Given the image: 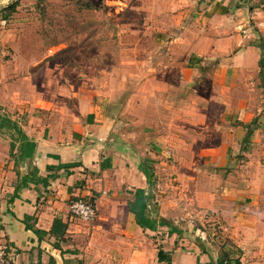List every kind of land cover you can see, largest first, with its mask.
Listing matches in <instances>:
<instances>
[{
  "label": "crops",
  "instance_id": "obj_1",
  "mask_svg": "<svg viewBox=\"0 0 264 264\" xmlns=\"http://www.w3.org/2000/svg\"><path fill=\"white\" fill-rule=\"evenodd\" d=\"M199 1L205 20L202 46L218 57L212 80L221 88L235 83L244 88L247 83L254 85L256 81H247L244 74L259 73L260 50L254 39L255 30L264 38V0ZM11 34L0 29V48L7 45L13 49ZM232 51L235 53L229 56ZM186 60L184 81L199 80V67L205 62L201 58ZM19 63L31 65L15 58L0 61L8 71L0 74V123L3 125V118L10 119L27 143L35 144L31 155L24 157L21 154L29 150L18 132L8 124L0 129V239L9 244L15 264H238L228 251L219 252L179 222L185 209L183 195L192 194L202 211H215L214 191L203 187L197 176L183 173H178V178L186 187L168 190L149 186L138 168L139 155L149 157V153L136 146L134 136L125 138L119 133L117 120L100 101L94 103L76 94L69 105L59 106L58 94L47 90L52 81L45 79L44 83H49L38 93L33 90L32 72L23 77L15 74ZM18 84L27 87L21 89ZM64 99L68 97L62 95L61 101ZM247 107V101L242 100L236 108L227 109L228 117L242 121L220 144L227 149L217 153L213 149L214 153L199 158L206 163L213 159L217 167L231 166L238 156L229 154V146L244 144L243 124H250L255 113ZM200 111L203 113L193 108L184 112L189 114L184 118L185 129L176 121L169 122L171 138L159 135L152 146L161 152L166 143L173 148L185 145L182 135L187 129H206L210 121L204 109ZM173 114L180 117L177 109ZM193 115L204 116L203 124ZM176 158L179 163L190 161L186 155L176 154ZM72 163L78 165L58 168ZM137 190H144L140 197L146 206L140 222L129 209L135 199L140 201ZM77 197L94 202L97 216L93 222L69 215L68 205Z\"/></svg>",
  "mask_w": 264,
  "mask_h": 264
},
{
  "label": "rangeland",
  "instance_id": "obj_2",
  "mask_svg": "<svg viewBox=\"0 0 264 264\" xmlns=\"http://www.w3.org/2000/svg\"><path fill=\"white\" fill-rule=\"evenodd\" d=\"M13 2L16 10L8 20H0V29L12 33L14 47H1L0 61H30L31 65L19 63L15 74L23 77L32 72L33 90L38 93L49 83L45 79L52 81L46 89L58 94L59 106L69 105L76 94L100 101L117 120L119 133L134 136L136 146L149 153V157L139 155L138 168L146 164L153 169L154 187H186L178 178L183 173L197 176L203 187L217 194L215 211H202L192 194L183 195L185 209L179 222L187 232L203 236L219 252L228 251L235 263L264 264V92L254 70L244 74L247 81H256L246 88L240 83L221 88L212 80L218 57L202 46L203 4L199 0H4L0 8ZM254 40L264 42L256 30ZM189 57L205 63L199 67V80L187 83L182 71ZM3 70L0 66V74ZM62 95L68 99L62 102ZM242 100L255 112L248 141L229 146V154L238 156L231 166L217 167L213 159L204 162L199 156L227 149L220 144L242 122L228 117L227 109ZM191 108L199 113L204 109L210 120L206 129L189 128L184 135L178 131L185 145L173 148L166 143L165 150L158 152L152 146L156 137L171 138L169 122L176 121L183 129L184 118H189L184 112ZM176 109L180 117L173 114ZM192 118L203 124L204 116ZM245 134L246 128L242 138ZM176 154L190 161L179 163Z\"/></svg>",
  "mask_w": 264,
  "mask_h": 264
},
{
  "label": "trees",
  "instance_id": "obj_3",
  "mask_svg": "<svg viewBox=\"0 0 264 264\" xmlns=\"http://www.w3.org/2000/svg\"><path fill=\"white\" fill-rule=\"evenodd\" d=\"M16 4H17V2L8 3L6 6H3L2 8H0V20L1 21H6V20L9 19L11 14L14 13L15 10H16ZM257 47L260 50V57H259V61H258L259 76H260V80H261L260 86L262 87L263 92H264V42L262 40H260L257 43ZM3 119H4L3 120L4 123H3V125H2V123H0V129L2 127L7 126L5 124H8L10 127H13L18 132V134L20 135V140L23 141L25 149L29 150L28 152L24 151L23 154H21V155L24 156V157L27 156V154L31 155V153L33 152V150L35 148V144L33 142L27 143V141H26L27 138L24 136L22 131L20 129H18L17 124H15L14 122H11V120L8 119V118H3ZM243 125L246 128V134L244 136V141L247 142L248 139H249L250 134L252 133V127H251V124H243ZM76 165H78V163L61 164L60 166H58V168H62V167L63 168H69V167H73V166H76ZM140 169H141V171H143L144 175L146 176V179H147V182H148L149 186H153L155 184L154 180H153V169L150 166L146 165V164L145 165H141ZM143 192H144V190H137L136 194H138V195L136 197L137 198L139 197V199H140L139 203L135 199V201L133 202L134 204L131 203L129 205V209L133 213H135L136 219H137L138 222L141 221V218H140L141 217V213L144 211V209L146 207L145 206V202L142 201V199L140 197V194H143ZM139 204H144V205H142L141 207H137ZM222 260H224V259H222Z\"/></svg>",
  "mask_w": 264,
  "mask_h": 264
},
{
  "label": "built area",
  "instance_id": "obj_4",
  "mask_svg": "<svg viewBox=\"0 0 264 264\" xmlns=\"http://www.w3.org/2000/svg\"><path fill=\"white\" fill-rule=\"evenodd\" d=\"M68 213L72 218L85 222H93L97 216V210L91 199L77 197L70 201ZM10 247L7 241L0 239V264H15L10 256Z\"/></svg>",
  "mask_w": 264,
  "mask_h": 264
}]
</instances>
